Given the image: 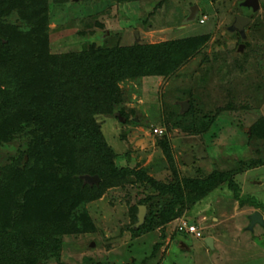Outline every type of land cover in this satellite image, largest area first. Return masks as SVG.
I'll return each mask as SVG.
<instances>
[{
    "label": "rangeland",
    "instance_id": "rangeland-1",
    "mask_svg": "<svg viewBox=\"0 0 264 264\" xmlns=\"http://www.w3.org/2000/svg\"><path fill=\"white\" fill-rule=\"evenodd\" d=\"M243 1L50 4L52 54L81 51L91 42L107 49L208 36L172 75L120 83L128 92L123 106L135 111L136 116L130 118L136 125L122 126L111 117L99 120L120 166L145 169L148 176L163 183L173 181L175 173L179 179H205L215 171H230L244 200L240 204L234 192L221 184L185 207L173 222L133 237L130 208L140 199L155 197L156 191L138 184L110 188L86 205L95 231L63 238L60 264H88L89 259L109 264L132 260L135 264H264V228L246 229L248 216L255 211L264 218V139L249 135L256 122L264 119V0H258L256 12L246 15L249 10L240 7ZM192 6L199 10L189 22ZM238 15L251 19L243 42L227 30ZM188 99L193 101L196 117L217 114L206 133H193L192 115L178 116L190 110L189 105L182 112L181 103ZM154 128H161L163 135H156ZM161 139L169 143L170 159L158 144ZM11 152L10 147L1 148L0 160ZM187 155L193 159L189 165L184 162ZM251 161L256 163L250 165ZM182 218L194 223L202 236L175 231ZM207 237L214 239L213 249L206 247ZM157 244L160 247L155 251Z\"/></svg>",
    "mask_w": 264,
    "mask_h": 264
},
{
    "label": "trees",
    "instance_id": "trees-1",
    "mask_svg": "<svg viewBox=\"0 0 264 264\" xmlns=\"http://www.w3.org/2000/svg\"><path fill=\"white\" fill-rule=\"evenodd\" d=\"M74 3L0 0V149L12 150L0 160V264H60L63 238L95 231L86 205L110 188L138 184L156 191L130 208L133 237L173 222L221 184L244 203L230 171L205 179H179L175 173L173 181L163 183L145 169L120 166L99 120L111 117L122 126L136 125L130 118L135 111L123 106L128 92L120 83L172 75L208 36L107 49L91 42L81 51L52 54L49 6ZM188 103L190 110L178 116L192 115L193 133H206L217 114L198 118L192 99ZM249 135L264 139L263 118ZM158 144L170 159L168 141ZM86 174L97 175L99 184H83L80 176ZM138 206L147 212L135 229Z\"/></svg>",
    "mask_w": 264,
    "mask_h": 264
},
{
    "label": "water",
    "instance_id": "water-1",
    "mask_svg": "<svg viewBox=\"0 0 264 264\" xmlns=\"http://www.w3.org/2000/svg\"><path fill=\"white\" fill-rule=\"evenodd\" d=\"M73 2H78V1H82V0H72ZM241 6L243 7H250L252 9L253 12H256L259 8V3L258 0H244L241 3ZM198 7L197 6H192L190 8V14L187 17V21L191 22L195 19L197 13H198ZM251 22V19L246 17V16H242V15H238L235 17L233 23L231 24V26L229 27V31L233 32V31H237L241 37L244 39L245 38V27L248 26ZM137 36V33H135ZM244 47V44H241L238 48L239 52H242V49ZM182 106V112L186 111L189 107V104L187 102L181 103ZM184 162L185 164L189 165L191 162H193V159L190 155H187L184 158ZM81 180L83 181V184H87L89 186L92 185H98L99 184V178L97 175H82L80 176ZM145 216H146V207L145 206H139L138 207V212H137V220L135 223V228H139L145 220ZM249 219V225L247 226V230H253L255 226L259 225L262 228H264V218L262 216V214L258 211H255L253 214H251L250 216H248ZM92 245H94V243H92ZM205 245L206 247L213 249L214 247V241L213 238L211 237H207L205 238ZM181 246H184V243L181 242Z\"/></svg>",
    "mask_w": 264,
    "mask_h": 264
},
{
    "label": "built area",
    "instance_id": "built-area-1",
    "mask_svg": "<svg viewBox=\"0 0 264 264\" xmlns=\"http://www.w3.org/2000/svg\"><path fill=\"white\" fill-rule=\"evenodd\" d=\"M153 132L156 135L163 134V130L161 128H154ZM175 230H177L178 232H186V233L192 234L195 238H200L202 236L201 231L196 225L188 224V222L183 218L179 219V221L177 222V225L175 226Z\"/></svg>",
    "mask_w": 264,
    "mask_h": 264
},
{
    "label": "flooded vegetation",
    "instance_id": "flooded-vegetation-1",
    "mask_svg": "<svg viewBox=\"0 0 264 264\" xmlns=\"http://www.w3.org/2000/svg\"><path fill=\"white\" fill-rule=\"evenodd\" d=\"M240 7L242 8L243 6H241V4H240ZM243 8H245V9H248L249 10V12L248 13H244V15H246V14H249V13H252L253 11H252V9L250 8V7H243ZM244 15H242V16H244ZM229 29V27L227 28V30ZM229 31V30H228ZM233 32H235V33H237L238 34V36H240L241 37V35L237 32V31H233ZM242 38V37H241ZM245 39V38H244ZM243 39V40H244ZM256 227V226H255Z\"/></svg>",
    "mask_w": 264,
    "mask_h": 264
},
{
    "label": "crops",
    "instance_id": "crops-1",
    "mask_svg": "<svg viewBox=\"0 0 264 264\" xmlns=\"http://www.w3.org/2000/svg\"><path fill=\"white\" fill-rule=\"evenodd\" d=\"M213 241H214V239H213ZM215 242V241H214ZM185 245V244H184Z\"/></svg>",
    "mask_w": 264,
    "mask_h": 264
}]
</instances>
